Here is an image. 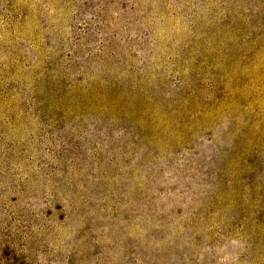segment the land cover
I'll list each match as a JSON object with an SVG mask.
<instances>
[{"label": "rangeland", "instance_id": "obj_1", "mask_svg": "<svg viewBox=\"0 0 264 264\" xmlns=\"http://www.w3.org/2000/svg\"><path fill=\"white\" fill-rule=\"evenodd\" d=\"M0 264H264V0H0Z\"/></svg>", "mask_w": 264, "mask_h": 264}]
</instances>
